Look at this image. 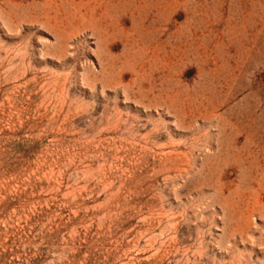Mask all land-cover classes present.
<instances>
[{"label": "rangeland", "instance_id": "374dc122", "mask_svg": "<svg viewBox=\"0 0 264 264\" xmlns=\"http://www.w3.org/2000/svg\"><path fill=\"white\" fill-rule=\"evenodd\" d=\"M0 264H264V0H0Z\"/></svg>", "mask_w": 264, "mask_h": 264}, {"label": "bare ground", "instance_id": "6f19581e", "mask_svg": "<svg viewBox=\"0 0 264 264\" xmlns=\"http://www.w3.org/2000/svg\"><path fill=\"white\" fill-rule=\"evenodd\" d=\"M161 12V11H160ZM248 58L247 60H244V59H241L242 62H238L237 64H251L253 59H254V56L251 55V53L247 54ZM241 72H243V76L244 74L246 73V71H243L241 70ZM233 74V72H232ZM218 79V77H216ZM227 78L229 79H236L234 74L233 75H227ZM166 81V86L167 87H170L172 85L171 83V79L170 78H167L165 79ZM140 88H143L140 84H138ZM206 89H208L207 91H209V93H206L205 94V91H194L191 93V96L193 99H196L198 98L199 96H206L208 97V99H213V98H216L219 93L216 91V87L215 86H208L206 87ZM148 91H150L148 89ZM160 95V94H159ZM232 95V94H231ZM161 96V95H160ZM225 97H229L230 94H227V95H224ZM166 104L172 109L174 110V112H176L180 117H184L186 116L187 114L183 113V111H181L180 109L178 110L175 106L171 105L170 103L168 104L166 102ZM213 111L215 110V108L212 109ZM213 111H210V110H206V112L203 114V117H205L206 119L208 120H212V119H215L216 120V123H217V130H218V133H219V139H218V144H217V151H218V154L220 155L219 157H221L222 155V150H224L225 147L227 148H232L234 146V142H233V137H232V134H230V130L233 129V127L237 126L238 123H232L230 120H228L227 118H224L220 115H217L215 112Z\"/></svg>", "mask_w": 264, "mask_h": 264}]
</instances>
